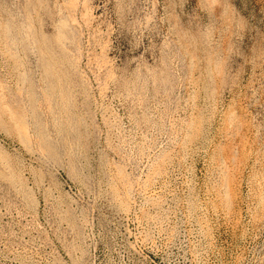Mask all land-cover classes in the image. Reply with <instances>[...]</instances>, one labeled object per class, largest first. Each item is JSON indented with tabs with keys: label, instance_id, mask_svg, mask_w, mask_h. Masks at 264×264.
Masks as SVG:
<instances>
[{
	"label": "rangeland",
	"instance_id": "rangeland-1",
	"mask_svg": "<svg viewBox=\"0 0 264 264\" xmlns=\"http://www.w3.org/2000/svg\"><path fill=\"white\" fill-rule=\"evenodd\" d=\"M0 264H264V0H0Z\"/></svg>",
	"mask_w": 264,
	"mask_h": 264
}]
</instances>
